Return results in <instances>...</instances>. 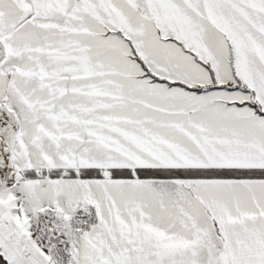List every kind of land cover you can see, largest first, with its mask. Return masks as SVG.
<instances>
[{
  "label": "snow or ice",
  "instance_id": "snow-or-ice-1",
  "mask_svg": "<svg viewBox=\"0 0 264 264\" xmlns=\"http://www.w3.org/2000/svg\"><path fill=\"white\" fill-rule=\"evenodd\" d=\"M0 264H264V0H0Z\"/></svg>",
  "mask_w": 264,
  "mask_h": 264
}]
</instances>
